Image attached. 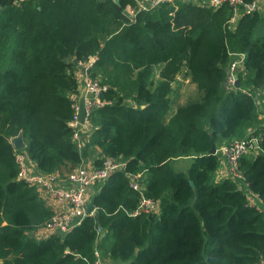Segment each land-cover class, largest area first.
<instances>
[{
    "label": "trees",
    "instance_id": "16d2710c",
    "mask_svg": "<svg viewBox=\"0 0 264 264\" xmlns=\"http://www.w3.org/2000/svg\"><path fill=\"white\" fill-rule=\"evenodd\" d=\"M134 5L0 0V264H88L95 249L114 264H257L263 255L264 122L252 98L224 81L232 53H244L241 86L264 90V13L240 14L232 25L225 3L181 0L130 19L123 10ZM89 56L91 75L107 87L106 102L89 115L86 147L97 149L94 167L105 158L126 164L97 185L92 214L63 236L36 238L28 233L53 210L17 179L15 155L61 177L89 155L69 125L77 62ZM177 75L201 97L169 112ZM251 128L258 146L238 159L237 171L258 207L236 179L215 178L220 158L208 153L211 136L218 148ZM17 135L23 148L11 143ZM181 158L190 163L177 169ZM136 173L157 212L129 215L141 196L129 184Z\"/></svg>",
    "mask_w": 264,
    "mask_h": 264
},
{
    "label": "built area",
    "instance_id": "2783aa9c",
    "mask_svg": "<svg viewBox=\"0 0 264 264\" xmlns=\"http://www.w3.org/2000/svg\"><path fill=\"white\" fill-rule=\"evenodd\" d=\"M21 2L23 0H15ZM181 0H135L134 6H127L125 10L134 16L141 11H149L158 8L163 4L176 6ZM202 5L217 8L222 4H227L232 8V15L229 23L234 25L240 14H251L254 12L264 13V0H193ZM234 58L229 63L224 87L226 90H239L241 93L252 98L257 116L264 122V90L258 88L252 90L247 86L235 85L236 76L241 70L245 54L232 53ZM95 61V56H89L86 62H77L76 74L80 91L73 94L74 113L69 121V125L74 129L73 138L78 141L85 130L88 128V118L91 111L102 106L106 101L101 99L100 94L106 89V84H102L97 78L90 73V68ZM75 72V73H76ZM85 91V122L80 123L76 117L77 102L81 91ZM253 129H248L245 138L233 139L229 144H222L216 148V154L225 161L226 169L224 177H232L237 180L239 188L247 192L248 205L259 206L258 197L251 193L247 185L237 171L238 159L245 153L251 151L258 146L259 136L252 134ZM17 163V179L23 181L28 186H33L38 191L39 196L49 206L53 213L43 226L36 229L34 234L36 238H47L52 234L63 236L65 233L77 224L82 218L87 216L86 205L92 194L91 186L98 188V184L103 182L111 173L122 170L125 167V161H119L112 158H105L100 167H94L87 162L81 161L71 172L61 177L55 174L43 173L35 167V164L28 159L24 152H17L15 155ZM130 177L129 184L140 192V201L137 207L129 213L136 216L142 212H157L159 208L158 201L148 198L142 194L143 186L141 183V173L128 174ZM93 213V212H92ZM91 213V214H92ZM98 231H100L98 229ZM103 234V232H102ZM88 264H114L109 258L101 255L98 249L94 250V259ZM257 264H264V253Z\"/></svg>",
    "mask_w": 264,
    "mask_h": 264
},
{
    "label": "rangeland",
    "instance_id": "374dc122",
    "mask_svg": "<svg viewBox=\"0 0 264 264\" xmlns=\"http://www.w3.org/2000/svg\"><path fill=\"white\" fill-rule=\"evenodd\" d=\"M76 74H79V72H76ZM157 76H158V69H156L153 78H156ZM171 87H172V91L170 93L171 102H170L169 112L175 110L176 107H178L179 105L185 104L188 101L198 100L201 97V91L196 87L195 83L191 82L190 79L185 75H177L176 80L172 82ZM89 129L90 127L88 126V128L85 131L88 132ZM248 153H252V152H248ZM189 163H190L189 158H181L176 161L174 166L177 169H182L187 167Z\"/></svg>",
    "mask_w": 264,
    "mask_h": 264
},
{
    "label": "water",
    "instance_id": "95a60500",
    "mask_svg": "<svg viewBox=\"0 0 264 264\" xmlns=\"http://www.w3.org/2000/svg\"><path fill=\"white\" fill-rule=\"evenodd\" d=\"M116 3H118V0H114ZM123 14L126 15L128 18L130 19H133V16L131 14H129V12L127 10H123ZM64 61H66V59L64 58L63 59ZM235 85L236 86H239L240 85V80L238 78V76H236V80H235ZM85 91L82 90L81 91V94L78 98V102H77V111H76V117H77V120L80 122V123H84L85 122ZM11 143L13 144L14 148L15 149H20V148H23L25 146L24 144V141L21 137V135H17L15 137H12L11 138ZM208 153L210 154H216V145L214 143V138L213 136L210 137V148L208 150ZM190 185L192 186L193 185V182L190 181L189 182ZM90 189L92 190V194L89 198V201L86 205V213L87 215H90L94 209H95V204H94V199H95V196L99 193V189L96 188L95 186H91ZM31 235V233H30Z\"/></svg>",
    "mask_w": 264,
    "mask_h": 264
},
{
    "label": "crops",
    "instance_id": "0c3cea01",
    "mask_svg": "<svg viewBox=\"0 0 264 264\" xmlns=\"http://www.w3.org/2000/svg\"><path fill=\"white\" fill-rule=\"evenodd\" d=\"M78 89L80 91V89H81L80 84L78 86ZM90 131L91 130H89L88 132L85 131V133H82L80 139L77 141V144H78V147H79L80 150H83L84 149V151H88L89 152V155L85 156L82 159V161L87 162L88 164L94 166L93 160H94V157H96L97 149L96 148H93V147H90V146L86 147V142L88 140V136H89ZM182 169H184V168H182ZM225 169H226L225 161L221 159L220 166H219V168L217 169V171L215 173V178L217 180L218 179H222V177H224L223 175H224Z\"/></svg>",
    "mask_w": 264,
    "mask_h": 264
}]
</instances>
